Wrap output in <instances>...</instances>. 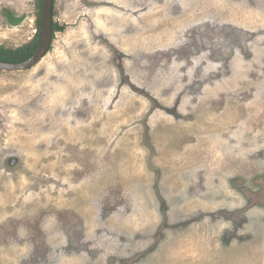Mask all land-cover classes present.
<instances>
[{
	"label": "rangeland",
	"instance_id": "rangeland-1",
	"mask_svg": "<svg viewBox=\"0 0 264 264\" xmlns=\"http://www.w3.org/2000/svg\"><path fill=\"white\" fill-rule=\"evenodd\" d=\"M55 1L0 71V264H264V0Z\"/></svg>",
	"mask_w": 264,
	"mask_h": 264
},
{
	"label": "trees",
	"instance_id": "trees-1",
	"mask_svg": "<svg viewBox=\"0 0 264 264\" xmlns=\"http://www.w3.org/2000/svg\"><path fill=\"white\" fill-rule=\"evenodd\" d=\"M55 3L56 1L54 0L53 16H55ZM42 6H43V0H37L38 9L36 12L37 19L35 22L36 32L33 38L29 42L16 48H9L4 45H0V60L8 61V62H19V61L27 60L34 55V53L37 51L39 47L40 38H41ZM4 12L6 13L8 17V21L9 23H11V25L18 24L24 19V16L16 17L9 9L4 10ZM52 26H53V36H52V43H53L56 33L58 31H61L63 29V26H60L55 19L52 21ZM52 47L53 45L51 46V48Z\"/></svg>",
	"mask_w": 264,
	"mask_h": 264
},
{
	"label": "water",
	"instance_id": "water-1",
	"mask_svg": "<svg viewBox=\"0 0 264 264\" xmlns=\"http://www.w3.org/2000/svg\"><path fill=\"white\" fill-rule=\"evenodd\" d=\"M53 11H54V0H43L41 38H40L39 47L37 51L34 53V55L27 60L19 61V62H8V61L0 60V71H5V72L26 71L37 66L42 61V59L48 54V52L51 49V46L53 45L52 43V36H53L52 21L54 20Z\"/></svg>",
	"mask_w": 264,
	"mask_h": 264
}]
</instances>
